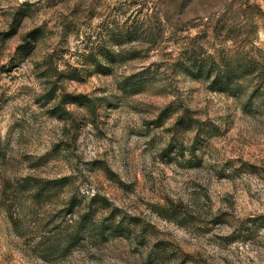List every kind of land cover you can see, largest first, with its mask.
I'll return each instance as SVG.
<instances>
[{
  "label": "rangeland",
  "instance_id": "rangeland-1",
  "mask_svg": "<svg viewBox=\"0 0 264 264\" xmlns=\"http://www.w3.org/2000/svg\"><path fill=\"white\" fill-rule=\"evenodd\" d=\"M0 264H264V0H0Z\"/></svg>",
  "mask_w": 264,
  "mask_h": 264
},
{
  "label": "trees",
  "instance_id": "trees-1",
  "mask_svg": "<svg viewBox=\"0 0 264 264\" xmlns=\"http://www.w3.org/2000/svg\"><path fill=\"white\" fill-rule=\"evenodd\" d=\"M25 47V46H24ZM222 72L221 76H223L224 81H223V85L229 86L232 84V80L235 78V76H237L236 71H232L231 73H229L228 71H219ZM232 74H234L235 76L232 77Z\"/></svg>",
  "mask_w": 264,
  "mask_h": 264
}]
</instances>
